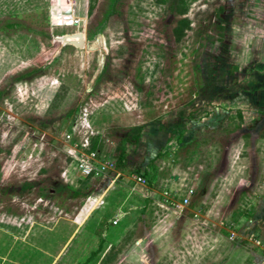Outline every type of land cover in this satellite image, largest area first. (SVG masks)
<instances>
[{"label":"rangeland","instance_id":"1","mask_svg":"<svg viewBox=\"0 0 264 264\" xmlns=\"http://www.w3.org/2000/svg\"><path fill=\"white\" fill-rule=\"evenodd\" d=\"M0 90V264H264V0H0Z\"/></svg>","mask_w":264,"mask_h":264},{"label":"built area","instance_id":"2","mask_svg":"<svg viewBox=\"0 0 264 264\" xmlns=\"http://www.w3.org/2000/svg\"><path fill=\"white\" fill-rule=\"evenodd\" d=\"M92 125L91 124H74L69 133L64 137L68 144L69 152L68 159L73 170L77 174V183L83 181V179L92 178L93 176H98L102 172L101 169L107 168V162L102 161L99 157V151L91 149V136ZM66 173L62 174L65 178ZM135 185L142 188H147V182L142 176H136L132 178ZM194 191L190 188L181 202L177 203L168 197V193H162L165 205H160L166 210H171L172 213H177V209L186 208L189 205V200L193 196ZM102 204V202H101ZM173 207V210L171 209ZM123 215L118 213L112 219L111 224L117 225ZM258 243V242H257Z\"/></svg>","mask_w":264,"mask_h":264},{"label":"trees","instance_id":"3","mask_svg":"<svg viewBox=\"0 0 264 264\" xmlns=\"http://www.w3.org/2000/svg\"><path fill=\"white\" fill-rule=\"evenodd\" d=\"M117 1H119V0H112L113 4L116 3ZM177 11H179L178 13H180V14L183 13L181 10H177ZM23 27H24V25L20 21H18V18H9V19H6L5 24L3 26V29L13 31V30H16V29H21ZM186 27H187V24H186ZM175 33H176V35H178L180 32L179 31H176ZM23 77H24V75L18 76V77H16V80L21 81L23 79ZM2 96H3V91L0 90V97H2ZM97 148L98 147H97V143H96V139H95V140H93L91 142V149L97 150ZM118 159L119 160L122 159V154H121V156ZM32 186H33V184L27 183V184H24L21 187V189L22 190H26V191H30L32 189ZM73 195L74 196H78L79 193L77 191H74V194ZM101 248H102V241L100 242V244L98 246V249L95 252H93L85 260L84 263H80V264H88L97 255V253L101 250Z\"/></svg>","mask_w":264,"mask_h":264},{"label":"crops","instance_id":"4","mask_svg":"<svg viewBox=\"0 0 264 264\" xmlns=\"http://www.w3.org/2000/svg\"><path fill=\"white\" fill-rule=\"evenodd\" d=\"M169 178H170L172 181L180 180V176H175V175H173V174L169 175ZM136 186H137V185H136ZM136 189H138V192H140V193H142V194H145V195L148 193V190H149V188H142V187H140V186H137ZM139 190H140V191H139ZM99 198H100V200L97 202V206H96L95 209H100L101 206L104 204V202H103V204L100 205V203H101L103 200L101 199V197H99ZM124 200H125V199H124ZM124 200H123V201L121 202V204H120V209H119V211L122 210V207L124 206V202H125ZM92 207H93V205L91 206V209H92ZM97 207H100V208H97ZM93 213H94V212H93ZM118 213H119V214L121 213V214L124 216V212H123V211H122V212H121V211H120V212H117L116 215H117ZM90 217H91V216H90ZM114 217H115V215H114L112 218H114ZM112 218H111V219H112ZM122 218H123V217H122ZM122 218H121V219H122ZM88 220H89V219H88ZM88 220H87V221H88ZM111 225H112V224H111ZM112 226H114V225H112ZM73 235H74V234H73ZM73 235H72V236H73ZM72 236H71V237H72ZM99 244H100V243H99ZM98 246H99V245H98Z\"/></svg>","mask_w":264,"mask_h":264},{"label":"water","instance_id":"5","mask_svg":"<svg viewBox=\"0 0 264 264\" xmlns=\"http://www.w3.org/2000/svg\"><path fill=\"white\" fill-rule=\"evenodd\" d=\"M67 44H73L74 46L78 48H83V43L82 42H65Z\"/></svg>","mask_w":264,"mask_h":264}]
</instances>
